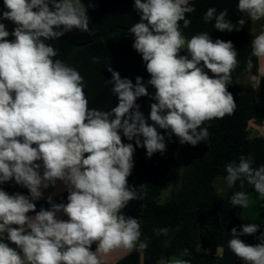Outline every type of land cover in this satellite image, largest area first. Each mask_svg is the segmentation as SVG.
Instances as JSON below:
<instances>
[{
    "label": "clouds",
    "instance_id": "obj_1",
    "mask_svg": "<svg viewBox=\"0 0 264 264\" xmlns=\"http://www.w3.org/2000/svg\"><path fill=\"white\" fill-rule=\"evenodd\" d=\"M3 4L7 10L0 20L16 27L9 33L0 23V184L14 180L29 195L0 188V264H105V257L117 249L134 248L141 236L140 222L122 212L130 201L141 198L128 184L135 147L122 137L135 139L148 157L166 151L165 135L156 126L181 144L205 141L209 132L204 123L236 109L228 85L239 64L238 53L231 41H213L208 32L190 39L183 35L180 22L187 28L191 21L186 14L195 11L189 0H134L140 21L129 28L132 47L145 62L147 84L154 92L149 94L142 77L133 83L109 67L112 79L106 84L113 85L118 104L110 111L89 109L83 77L54 59L58 51L46 43L73 29L90 32L81 0ZM237 9L252 21L264 18V0H238ZM227 15V9L217 14L209 8L203 19L214 21L220 32H231L235 28ZM237 23L242 27L246 22ZM9 35L14 39H7ZM182 50L187 54L180 55ZM252 57L264 60V31L251 42L249 72ZM145 96L154 101L148 117L153 124L136 103ZM225 170L230 186L239 181L243 187L246 182L264 199V165L253 167L251 156L241 155ZM58 181L67 188V203H54L49 196L51 207L36 211L34 201L43 198L42 190ZM230 202L249 206L243 191L234 193ZM259 228L258 223H243L231 229L228 247L245 264H264V233L257 244L241 239L254 236ZM154 231L167 235L169 229ZM139 247L147 245L140 242ZM182 255H189L188 249ZM169 264L190 261L175 259Z\"/></svg>",
    "mask_w": 264,
    "mask_h": 264
},
{
    "label": "trees",
    "instance_id": "obj_2",
    "mask_svg": "<svg viewBox=\"0 0 264 264\" xmlns=\"http://www.w3.org/2000/svg\"><path fill=\"white\" fill-rule=\"evenodd\" d=\"M96 1L99 8L87 11L90 32L73 29L46 43L58 51L54 59L76 69L83 77L89 109L110 111L118 104V98L112 93L113 85L106 84V81L112 79L109 67L119 72L121 78H129L133 83L137 76L142 77L150 95L154 89L147 84L150 75L142 56L132 47L134 36L129 28L140 21V15L134 9V0ZM237 4L238 0H190L189 5L195 11L186 14V18L191 23L184 28L183 22H180L183 35L188 39L201 32H208L213 41H231L238 53L239 64L228 85V91L236 102L234 113L205 122L203 127L209 132L205 141L196 146L183 144L179 181L176 180L179 169L176 159L178 137L172 135L169 140L165 130L156 126L165 135L166 151L163 154L157 152L151 157L147 156L144 147L135 145V139L128 141L122 137L124 143H132L135 147L134 168L128 177V184L135 186L141 197L130 201L122 212L140 222L141 236L137 245L139 247V243L143 242L147 247H139L140 250L133 251L115 264H158L161 260L173 257L189 260L190 264H245L228 247L232 238L231 229H239L241 224L246 223L242 217V208L233 206L230 201L238 191L247 195L255 192L254 186L245 182L241 187L237 181L222 197L217 193L214 183L218 177L226 179L225 166L233 161L238 162L241 155L251 156L253 167L264 165V138H251L248 130L251 121H264V76L261 75L259 59L252 57L251 72L246 63L251 55L252 40L264 29V18L258 20L259 28L255 32V21L246 13H241ZM209 8H215L217 14L227 9L226 19L232 22L235 29L220 32L213 27L214 21L206 23L203 16ZM6 10L3 0H0V13ZM240 19L246 22L242 27L237 23ZM0 23L5 24L9 33L16 27L13 22L0 20ZM7 39L13 40L14 37L9 35ZM186 54V50L180 53ZM244 74L259 80V92L251 82L239 80ZM153 102L149 96L140 97L136 101L149 124H153L148 119ZM172 181L175 182V190L171 198L166 203H157L163 187ZM0 188L9 194L29 195L28 189L16 184L14 180L0 184ZM67 196L68 191L52 199L54 203L66 204ZM35 204L36 211L51 207L47 200ZM165 227L169 229L167 235H157L154 231ZM261 233H264V228H259L254 236H243L241 239L246 243L257 244L261 242L257 238ZM95 248L92 245L91 250L95 251ZM184 249H188L189 255H182Z\"/></svg>",
    "mask_w": 264,
    "mask_h": 264
},
{
    "label": "crops",
    "instance_id": "obj_3",
    "mask_svg": "<svg viewBox=\"0 0 264 264\" xmlns=\"http://www.w3.org/2000/svg\"><path fill=\"white\" fill-rule=\"evenodd\" d=\"M81 2L86 7L87 11L97 10L99 8L98 2L96 0H88V1L81 0ZM257 24L259 26L258 21H255L254 22L255 32H258L259 27L257 28ZM259 61H260L261 75L264 76V60H259ZM42 173H43V169L41 170V174ZM42 191H43V198L34 201V203L47 200L49 196H52V198L60 196L61 194L67 191V188L63 184V182L58 181L55 186H49L47 189H43ZM248 198H249V206L247 208H242V217L244 221L246 223H258L260 225V228H264V199H260L258 193L256 192L248 194ZM61 218L65 220L68 219L63 214H61ZM93 245L96 247L95 243ZM135 250H140L138 245H136L132 249H117L113 251L110 255L105 257V264H115ZM175 259H179V258L173 257L170 260H161L158 262V264H169L170 261Z\"/></svg>",
    "mask_w": 264,
    "mask_h": 264
},
{
    "label": "rangeland",
    "instance_id": "obj_4",
    "mask_svg": "<svg viewBox=\"0 0 264 264\" xmlns=\"http://www.w3.org/2000/svg\"><path fill=\"white\" fill-rule=\"evenodd\" d=\"M3 22L6 23H11V21L8 20H3ZM257 28H258V24H257ZM239 80L241 82H251L254 86V88L259 92L260 91V85H259V80L257 79H252L250 78L248 75H242ZM248 130L250 132V136L251 138H255V137H262L264 138V121L262 123L256 122V121H251L249 123V127ZM183 144H181L179 142L178 144V149L176 152V159L179 163V169H178V174H177V179L179 181L181 173H182V161L180 159L181 156V150H182ZM215 187L217 190V193L222 196L225 197L227 194V191L230 188V185L228 184L227 180L224 179L223 177H218L215 180ZM175 190V182H169L167 183L163 189L161 190V193L159 195V197L157 198V203L159 204H163L166 203L172 196L173 192Z\"/></svg>",
    "mask_w": 264,
    "mask_h": 264
}]
</instances>
